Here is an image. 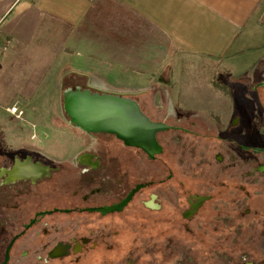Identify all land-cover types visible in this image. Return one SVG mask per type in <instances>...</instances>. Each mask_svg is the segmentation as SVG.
<instances>
[{
    "label": "rangeland",
    "instance_id": "obj_1",
    "mask_svg": "<svg viewBox=\"0 0 264 264\" xmlns=\"http://www.w3.org/2000/svg\"><path fill=\"white\" fill-rule=\"evenodd\" d=\"M114 1L97 6L96 21L123 13ZM146 28L165 51L164 68L133 70L146 80H81L76 69L58 72L60 80L1 83L0 167L28 154L64 168L35 183L0 177V260L14 234L35 220L8 264H157L158 255L172 264H264V53L179 59L167 39ZM77 42L75 34L69 57L79 55ZM156 55L149 45L150 65ZM75 87L134 100L149 121L166 127L154 132L160 151L150 155L70 122L63 93ZM83 152L95 155L96 168L78 160ZM137 184L143 186L121 210L85 209L118 203ZM153 194L157 209L144 205ZM197 195L204 201L188 216ZM54 206L81 209L36 216ZM127 231L133 238L122 253L119 236ZM61 242L71 245L67 252L45 262Z\"/></svg>",
    "mask_w": 264,
    "mask_h": 264
},
{
    "label": "crops",
    "instance_id": "obj_2",
    "mask_svg": "<svg viewBox=\"0 0 264 264\" xmlns=\"http://www.w3.org/2000/svg\"><path fill=\"white\" fill-rule=\"evenodd\" d=\"M118 1L123 13L107 14L103 23L96 21L97 6L114 0H0V85L60 80L58 72L76 69L81 80H146L133 70L165 65V51L149 39L146 25L179 59L264 53V0ZM75 34L79 55L69 57L65 48ZM149 45L157 53L152 65Z\"/></svg>",
    "mask_w": 264,
    "mask_h": 264
},
{
    "label": "water",
    "instance_id": "obj_3",
    "mask_svg": "<svg viewBox=\"0 0 264 264\" xmlns=\"http://www.w3.org/2000/svg\"><path fill=\"white\" fill-rule=\"evenodd\" d=\"M62 106L74 125L87 132L113 134L126 143L132 141L131 134L141 139L150 133L154 135V132L163 127L149 121L134 100L113 93H100L80 87L68 88L63 93ZM133 145L144 149L139 144ZM129 198L130 195L112 207H100L96 210L119 209ZM9 249L10 246L0 264H7Z\"/></svg>",
    "mask_w": 264,
    "mask_h": 264
},
{
    "label": "bare ground",
    "instance_id": "obj_4",
    "mask_svg": "<svg viewBox=\"0 0 264 264\" xmlns=\"http://www.w3.org/2000/svg\"><path fill=\"white\" fill-rule=\"evenodd\" d=\"M164 126L162 124H159ZM132 141L129 143L139 144L141 145L146 152L150 155H154L160 151V146L155 140V136L150 133L145 137L139 139L135 134H131ZM95 155H92L88 152H83L79 154V160L84 165L91 164L93 168H96L98 165V161L94 160ZM49 173L48 166L43 165L40 161L34 160L30 155H24L23 157L15 156L14 160L9 166L0 167V177L4 179V183H16L19 181H32L35 182L38 179L44 178L45 175ZM155 196L152 195L151 198L144 202V205L151 209H157V204L155 203ZM204 201L202 196L197 195L194 197V200L191 202L190 209L187 210L186 214L191 216L195 210L200 206V204ZM75 251L79 249V243L75 242ZM69 249V245L59 243L56 247H54L51 251L52 256H58L64 254ZM252 264V263H249Z\"/></svg>",
    "mask_w": 264,
    "mask_h": 264
},
{
    "label": "flooded vegetation",
    "instance_id": "obj_5",
    "mask_svg": "<svg viewBox=\"0 0 264 264\" xmlns=\"http://www.w3.org/2000/svg\"><path fill=\"white\" fill-rule=\"evenodd\" d=\"M162 128H166L165 126H163ZM161 128V129H162ZM160 129V130H161ZM85 131V130H84ZM85 132H87V131H85ZM87 133H93V132H87ZM100 133H102V132H100ZM113 135V134H112ZM115 136V135H114ZM116 137V136H115ZM146 151V150H145ZM148 153V152H147ZM78 160H79V158H78ZM58 163H60V164H63L64 162H62V160H58L57 161ZM12 163V162H11ZM9 166V165H8ZM88 166H90V168H93L92 167V165L91 164H89ZM64 167H62L61 165H57V166H50V164L48 165V169H49V173L47 174V175H45L44 177H53L54 175H59V173H60V171L63 169ZM68 168V167H67ZM41 179H43V178H41ZM38 180H40V179H38ZM37 180V181H38ZM26 181H29V180H26ZM29 182H31V183H35V182H32V181H29ZM4 183V182H3ZM141 186H143L142 184H137L135 187H133L129 192H128V194L126 195V197L128 196V195H130V198H131V196H132V194L136 191V190H138L139 189V187H141ZM78 189H79V184H78ZM95 191H93V192H91V193H89V195H91V194H93ZM79 192L78 191H75L74 192V194H78ZM125 197V198H126ZM129 198V199H130ZM83 199H85V198H83ZM124 199V198H123ZM122 199V200H123ZM128 199V200H129ZM122 200H120L118 203H120ZM127 200V201H128ZM126 201V202H127ZM125 202V203H126ZM118 203H115V204H112V205H110V206H107V205H104V206H95V207H85V209L86 208H88L89 210H96V209H98V208H100V207H112V206H114V205H116V204H118ZM125 203L121 206V208H119V209H113V210H110V211H117V210H121L122 208H123V206L125 205ZM79 209H81V208H79V206H70V207H60V206H54V207H52V209H48V208H44L43 210H38L37 211V213H36V216H39L40 214H45V213H48V212H52V211H63V212H68V211H71V210H79ZM96 211H98V210H96ZM99 212H102V213H105V212H109V211H99ZM33 222H35V220H30L28 223H25V224H23V228L19 231V232H17L16 234H14V236L12 237V239H10L9 240V242L7 243V245L5 246V250H4V254H3V256H2V258H1V260H0V263L3 261V259H4V257H5V253H6V249L10 246V249H9V258H10V254H11V252H12V249L14 250L15 249V247H16V244H15V241H16V239H18L19 237H20V235L21 234H23L24 232H26V230H28L31 226H32V224H33ZM46 232V231H45ZM72 240V239H71ZM72 241H74V240H72ZM12 242V243H11ZM55 243V242H54ZM53 243V244H54ZM62 243V242H61ZM11 244V245H10ZM52 244V245H53ZM63 244V243H62ZM65 244H67V243H65ZM45 246L44 247H46L47 245H50V242H48V243H45L44 244ZM67 245H69V247L71 246L70 244H67ZM51 246V245H50ZM49 246V247H50ZM54 248V247H53ZM52 248V249H53ZM52 249H49V251H46V253H47V257L49 258H45V262H48V260H51L52 258V255H51V251H52ZM26 250H25V252H20L22 255H24L23 253H25L26 254ZM9 260V259H8ZM7 264H8V261H7Z\"/></svg>",
    "mask_w": 264,
    "mask_h": 264
},
{
    "label": "trees",
    "instance_id": "obj_6",
    "mask_svg": "<svg viewBox=\"0 0 264 264\" xmlns=\"http://www.w3.org/2000/svg\"><path fill=\"white\" fill-rule=\"evenodd\" d=\"M119 237H121V240H119L120 245H118L119 250L121 251L120 246L123 245V252L122 251L121 252L126 253L125 251H127V249L130 246V243H131L132 238H133V234L129 231H127V233H125V234H124V232H122V234ZM157 259L159 260V262H157V264H172V263H169V262L167 263L166 261H164L162 258H160L159 255L157 256ZM99 261H97V259H96L95 261L90 262V264H96V263H99Z\"/></svg>",
    "mask_w": 264,
    "mask_h": 264
},
{
    "label": "built area",
    "instance_id": "obj_7",
    "mask_svg": "<svg viewBox=\"0 0 264 264\" xmlns=\"http://www.w3.org/2000/svg\"><path fill=\"white\" fill-rule=\"evenodd\" d=\"M16 110V109H15ZM14 111V109H12L11 110V112H13ZM16 115H18V114H16ZM33 136H36V133H33Z\"/></svg>",
    "mask_w": 264,
    "mask_h": 264
}]
</instances>
